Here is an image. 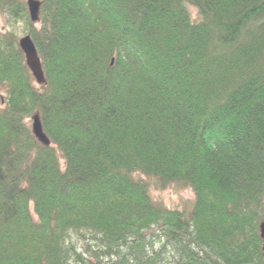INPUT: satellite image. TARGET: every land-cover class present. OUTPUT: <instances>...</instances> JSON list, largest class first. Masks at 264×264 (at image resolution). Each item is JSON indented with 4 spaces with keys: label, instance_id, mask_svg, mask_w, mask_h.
Returning <instances> with one entry per match:
<instances>
[{
    "label": "trees",
    "instance_id": "obj_1",
    "mask_svg": "<svg viewBox=\"0 0 264 264\" xmlns=\"http://www.w3.org/2000/svg\"><path fill=\"white\" fill-rule=\"evenodd\" d=\"M40 1L0 0L45 75L0 29V264H264V0Z\"/></svg>",
    "mask_w": 264,
    "mask_h": 264
},
{
    "label": "water",
    "instance_id": "obj_2",
    "mask_svg": "<svg viewBox=\"0 0 264 264\" xmlns=\"http://www.w3.org/2000/svg\"><path fill=\"white\" fill-rule=\"evenodd\" d=\"M27 6L32 22H37L39 20L41 1L27 0ZM19 45L25 54L26 63L35 77L36 82L39 84L44 83L45 75L41 58L32 36L30 34L22 36L19 39ZM32 130L38 141L44 145H50L51 142L43 129L41 118L38 112H36L32 117ZM260 231L261 236L264 239V221L260 225Z\"/></svg>",
    "mask_w": 264,
    "mask_h": 264
},
{
    "label": "rangeland",
    "instance_id": "obj_3",
    "mask_svg": "<svg viewBox=\"0 0 264 264\" xmlns=\"http://www.w3.org/2000/svg\"><path fill=\"white\" fill-rule=\"evenodd\" d=\"M192 11H193V14L195 15L196 10L192 9ZM0 29L3 31L11 30L13 32H16L19 35V38L28 34L26 24L23 21L21 20L17 22L11 21L5 15H0ZM1 94H2V91L0 89V95ZM152 186H157V184L153 183ZM152 195L154 196L155 200L171 208L191 209L193 202L195 200V194L193 190L190 188H184L181 186L180 187L171 186L166 189H156V187H153ZM74 238H75V241L79 243V245H82V242L84 239H82L78 235H75ZM85 243H86V240L84 241L83 245Z\"/></svg>",
    "mask_w": 264,
    "mask_h": 264
}]
</instances>
